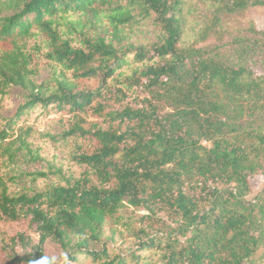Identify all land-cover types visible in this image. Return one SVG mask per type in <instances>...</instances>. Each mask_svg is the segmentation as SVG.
<instances>
[{"label": "trees", "instance_id": "trees-1", "mask_svg": "<svg viewBox=\"0 0 264 264\" xmlns=\"http://www.w3.org/2000/svg\"><path fill=\"white\" fill-rule=\"evenodd\" d=\"M197 1L0 0L3 264H264V0Z\"/></svg>", "mask_w": 264, "mask_h": 264}, {"label": "rangeland", "instance_id": "rangeland-1", "mask_svg": "<svg viewBox=\"0 0 264 264\" xmlns=\"http://www.w3.org/2000/svg\"><path fill=\"white\" fill-rule=\"evenodd\" d=\"M186 10H187L186 26L188 27V33H191V28L193 27L192 24L193 22L197 21L194 18L195 17L198 18L199 15H202L203 13H205L206 9L203 6L202 2L197 1V0H188ZM249 21H254L256 26L259 29H264V7L262 6L250 7L239 15L228 16L225 18V23L229 28H235L237 26L245 25ZM214 42H216V38L214 35H212L205 42H203L202 45H208ZM46 76H47V73L43 75V78H45ZM12 113H13V110L8 111L6 114L11 115ZM252 183L254 186V192L253 194L248 196V199H254L256 195H258L264 190V177L259 176L253 179ZM19 228L20 226L14 225V224H7L4 226H0V238H1L2 231L7 230L10 233H14ZM1 244L2 243L0 240V247H1ZM55 255H57L56 251H55ZM4 262H5L4 253L0 251V264H3Z\"/></svg>", "mask_w": 264, "mask_h": 264}]
</instances>
